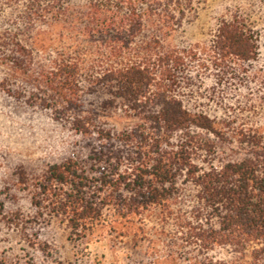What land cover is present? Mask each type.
<instances>
[{
	"label": "trees",
	"instance_id": "obj_1",
	"mask_svg": "<svg viewBox=\"0 0 264 264\" xmlns=\"http://www.w3.org/2000/svg\"><path fill=\"white\" fill-rule=\"evenodd\" d=\"M161 1L87 0L75 6L62 0H0V12L24 5L21 19L27 30L25 44L0 36V62L89 142L85 159L51 166L34 180L32 204L64 217L77 235L110 207L127 220L160 208L177 222L185 219L182 228L190 246L235 254L233 261L212 264H264V141L259 130L239 132L233 139L240 149L237 157L216 163L227 128L189 111L175 93L178 75L201 55L217 68L255 61L258 34L236 15L220 22L209 47L153 54L137 39L148 23L168 29L155 10ZM10 44L15 51L8 54ZM86 71L92 75L83 93L79 79ZM104 93L110 98L100 100ZM87 104L124 110L136 123L116 137L96 131L94 114L84 110ZM57 186L63 193L49 201ZM188 187L196 191V203L190 212L180 215L179 209L175 215L172 207Z\"/></svg>",
	"mask_w": 264,
	"mask_h": 264
},
{
	"label": "rangeland",
	"instance_id": "obj_2",
	"mask_svg": "<svg viewBox=\"0 0 264 264\" xmlns=\"http://www.w3.org/2000/svg\"><path fill=\"white\" fill-rule=\"evenodd\" d=\"M62 1L75 6L87 2ZM155 10L168 29L148 23L137 39L153 54L209 47L220 22L236 15L258 34L255 61L217 68L209 56L201 55L178 75L175 93L189 111L227 128V141L219 143L216 163L237 157L240 149L233 139L238 140L239 132L259 130L264 141V5L259 0H162ZM24 11L21 4L3 7L0 12V36L9 43H24ZM14 51L11 44L5 49L8 54ZM91 75L86 71L79 79L83 93L89 91ZM40 94L11 76L8 66L0 62V264H210L235 259L231 249L204 253L190 246L187 230L182 228L185 219L177 222L160 208L127 220L110 207L100 221L90 223L79 235L72 234L64 217L35 208L34 180L49 167L85 159L89 152L87 139L77 135L69 121L56 118L41 105ZM87 96L91 102L92 97ZM108 98L104 93L100 100ZM84 110L94 114L96 131L105 130L114 137L136 123L124 110L103 111L90 104ZM54 190L49 201L63 193L58 186ZM63 190L67 192L69 187ZM195 194L191 187L183 189L179 204L172 207L175 215L190 212Z\"/></svg>",
	"mask_w": 264,
	"mask_h": 264
}]
</instances>
